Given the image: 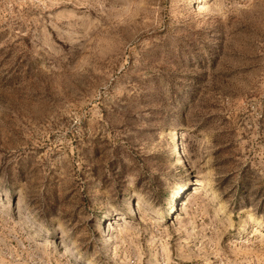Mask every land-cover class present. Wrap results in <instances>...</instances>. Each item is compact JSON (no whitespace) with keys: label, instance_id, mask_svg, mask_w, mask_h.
<instances>
[{"label":"rangeland","instance_id":"374dc122","mask_svg":"<svg viewBox=\"0 0 264 264\" xmlns=\"http://www.w3.org/2000/svg\"><path fill=\"white\" fill-rule=\"evenodd\" d=\"M0 264H264V0H0Z\"/></svg>","mask_w":264,"mask_h":264},{"label":"bare ground","instance_id":"6f19581e","mask_svg":"<svg viewBox=\"0 0 264 264\" xmlns=\"http://www.w3.org/2000/svg\"><path fill=\"white\" fill-rule=\"evenodd\" d=\"M183 188V187H182ZM66 254H67V252H66Z\"/></svg>","mask_w":264,"mask_h":264}]
</instances>
